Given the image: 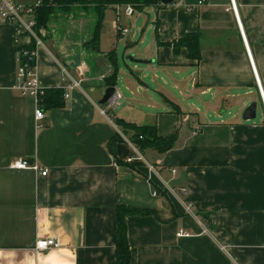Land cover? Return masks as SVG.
<instances>
[{"label":"crops","instance_id":"1","mask_svg":"<svg viewBox=\"0 0 264 264\" xmlns=\"http://www.w3.org/2000/svg\"><path fill=\"white\" fill-rule=\"evenodd\" d=\"M236 4L251 57L230 0L136 9L148 13L151 37L103 43L102 26L97 45L93 8L59 12L39 33L36 73L43 89L64 90L63 103L43 106L40 123L34 100L17 88L18 52L34 37L0 16V264H116L124 206L149 210L125 218L130 264H264V104L255 74L264 91V0ZM127 8L110 6L104 18L134 17ZM77 16L92 17L87 33ZM196 33L200 60L186 48L175 53V42ZM128 57L149 66L131 67ZM115 68L126 89L116 82L123 99L112 109L99 102ZM253 104L255 117L245 120ZM148 125L162 138L177 132L173 148L140 150L133 127ZM20 159L47 176L12 168ZM39 239L60 245L36 251Z\"/></svg>","mask_w":264,"mask_h":264},{"label":"trees","instance_id":"2","mask_svg":"<svg viewBox=\"0 0 264 264\" xmlns=\"http://www.w3.org/2000/svg\"><path fill=\"white\" fill-rule=\"evenodd\" d=\"M40 5L35 8V16L33 17L36 25L35 31L38 36L42 29H46L50 19L59 12L66 14L71 12L74 8L79 11H87L91 8L97 14V22L94 33L92 35V42L96 45L100 41V33L103 26V18L105 10L117 4H133L139 11H144L148 7H156L157 9L167 8L169 5H164L160 0H38ZM35 48V41L27 47V49ZM182 48L188 50V56L192 60L201 59V36L200 34H188L182 39H179L173 44L175 53H178ZM109 55H113L110 53ZM111 59V58H110ZM113 61L114 58L112 57ZM115 62V61H114ZM116 65V64H114ZM108 88L114 87L117 82V68H115L106 80ZM64 90L60 88L45 89V95L42 97V107L46 104L56 107L63 103L62 97ZM134 129L133 142L140 150L149 147L157 149L161 152H166L173 148L178 133L175 132L167 138L159 137L157 134V127L155 125L136 126ZM149 213L147 209H138L131 206H124L119 213V225L117 233V258L116 264H130L131 250L127 240V227L125 218L128 215H145Z\"/></svg>","mask_w":264,"mask_h":264},{"label":"built area","instance_id":"3","mask_svg":"<svg viewBox=\"0 0 264 264\" xmlns=\"http://www.w3.org/2000/svg\"><path fill=\"white\" fill-rule=\"evenodd\" d=\"M230 1H231L230 10L235 14L238 20L240 32L244 39L246 50L249 56L251 57L246 36L239 18L236 0H230ZM202 3L203 2H200V5ZM39 5H40L39 1L37 2L36 5L25 6V5L17 4L13 0H0V16L2 20L8 24H12V23L21 24L25 29V31L34 37L35 48L27 49V47H25L20 49V51L18 52L17 88L22 92L24 96L34 100L35 109H36L35 118L38 123H40V121L45 118V114L42 107V97L45 95V89L42 88L36 73L37 48L42 45V40L41 38L38 37L35 31L36 22L33 18L35 16V8ZM135 12H136L135 5L129 4L127 8V15L131 17L134 15ZM27 17H32V19L26 20L25 18ZM116 29L117 32L122 36L128 35L130 32L129 28H124L120 26L118 23H116ZM252 65L254 70H256L253 61H252ZM255 74L257 79L258 90L264 104V91L256 71ZM79 85H80L79 83H74L69 88L73 89L75 86H79ZM66 97H69V95L66 94ZM122 99H123L122 95L118 91H115L114 95L109 99L107 106L113 109L120 104V101ZM101 111L103 114L107 113V111L104 109H102ZM134 161L135 159L129 158L127 162L132 163ZM11 167L17 170H34L39 175L44 177H46L48 174L47 171H42L37 164H32L28 160H24V159L17 160L11 165ZM154 195H157V192H154ZM178 236H189V233L186 232L185 230H180ZM59 245L60 244L57 239H39L36 242L35 249L36 251L56 249L59 247Z\"/></svg>","mask_w":264,"mask_h":264},{"label":"rangeland","instance_id":"4","mask_svg":"<svg viewBox=\"0 0 264 264\" xmlns=\"http://www.w3.org/2000/svg\"><path fill=\"white\" fill-rule=\"evenodd\" d=\"M37 2H38V0H36L33 3H28V4H23V5L32 6V5H36ZM107 12L105 14V18H103V26H104L103 30H102L103 43H111L112 39L114 37L116 38V40L118 39L117 40L118 42L121 40H128V39H131L132 36L134 35V33H136V32L138 35L137 40L140 39L142 37V35L147 36L149 34L150 37L153 35V32L149 33L150 31L148 30V28H149V24H147V22L149 21L148 13H140L136 10L134 17L128 18V17H125V14L119 13L118 16L116 17L115 16L116 13L114 11H113V13H111V15H109L110 13H107ZM140 16H142V20L140 22H138L137 19ZM77 17H78L77 23L82 24L85 28V31H86L85 33H87L88 29L91 28L92 24H93V21H91L92 17L91 16H77ZM25 19L27 20V18H25ZM31 19H28V20H31ZM116 21H118V22H116ZM114 22L118 23L120 26H122L124 28H129L130 34L125 35V36L118 34L115 36V33H118V32L114 28ZM143 29H145V30L143 31ZM130 65H131V67H134L137 64L135 65L132 63ZM147 66H149V65H138L136 67L145 68ZM151 76L153 77V74H151ZM158 77H160V76H158ZM162 81H165L164 78H161V82ZM117 87L120 91L125 92L126 84H125V82L121 81L120 76L118 77ZM153 93L155 95H158L156 92H153Z\"/></svg>","mask_w":264,"mask_h":264},{"label":"water","instance_id":"5","mask_svg":"<svg viewBox=\"0 0 264 264\" xmlns=\"http://www.w3.org/2000/svg\"><path fill=\"white\" fill-rule=\"evenodd\" d=\"M160 1L164 5H170V4L174 3L176 0H160ZM127 60L130 61L131 63H134V64H148V62H146V61L136 60L132 57H128ZM115 91H116L115 87L107 88L105 91V94H104L102 100H100L99 104L102 106L107 105L109 99L114 95ZM255 109H256L255 104L250 106L244 114V119L248 120L250 118L249 114L251 113V111L253 112L252 118H254L255 117Z\"/></svg>","mask_w":264,"mask_h":264}]
</instances>
